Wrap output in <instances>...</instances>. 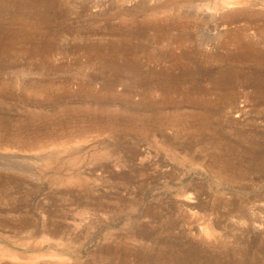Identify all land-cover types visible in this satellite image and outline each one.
I'll list each match as a JSON object with an SVG mask.
<instances>
[{"label":"rangeland","instance_id":"1","mask_svg":"<svg viewBox=\"0 0 264 264\" xmlns=\"http://www.w3.org/2000/svg\"><path fill=\"white\" fill-rule=\"evenodd\" d=\"M227 1L0 0V264H264V0Z\"/></svg>","mask_w":264,"mask_h":264},{"label":"bare ground","instance_id":"2","mask_svg":"<svg viewBox=\"0 0 264 264\" xmlns=\"http://www.w3.org/2000/svg\"><path fill=\"white\" fill-rule=\"evenodd\" d=\"M132 1H133V0H132ZM122 2H123V1H122ZM125 3H131V2L128 1V2H125ZM234 3H235V2H234ZM232 4H233V2H231V1H227V0L225 1V0H223L222 6H225V8H226V6H230V5H232ZM234 5H235V4H234ZM232 6H233V5H232ZM225 8H224V9H225ZM227 8H228V7H227ZM150 20H151V19H150ZM147 21H148V20L146 19V23H148ZM152 23H153V22H152Z\"/></svg>","mask_w":264,"mask_h":264}]
</instances>
